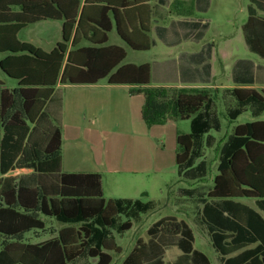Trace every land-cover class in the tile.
I'll return each mask as SVG.
<instances>
[{"label": "trees", "instance_id": "16d2710c", "mask_svg": "<svg viewBox=\"0 0 264 264\" xmlns=\"http://www.w3.org/2000/svg\"><path fill=\"white\" fill-rule=\"evenodd\" d=\"M151 11L148 0H0V71L17 83L8 89L0 82V242L2 236L44 229L38 214L70 223L99 217L109 227L122 211L103 197L100 174L61 170L64 86L100 81L131 86V95L143 97L140 116L147 127L190 120L210 104L207 89L153 87L148 63H124V46L150 50ZM258 12L264 14V0H250L242 30L250 51L264 59V16ZM194 14V0H173L168 7L169 16ZM43 21L62 23L61 41L51 51L18 41L23 29ZM112 31L122 45L108 43ZM231 94L241 104L264 103V89L237 88ZM207 131L205 121L193 119L190 134L177 133L179 171L191 164L195 145ZM234 136L244 143L226 156L225 164L220 159L201 220L223 258L257 245L223 264H264V120L236 126ZM22 170L28 172L13 174ZM241 201H254L257 210ZM90 235L81 224L64 227L36 244L7 240L0 248V264H70L86 249L96 264H110L109 252L120 254V247L109 239L101 241V250L88 247ZM147 236L149 244L139 240L125 264H162L164 248L172 246L181 253L167 264H211L193 248L194 236L184 220L164 217ZM249 254L253 256L248 259Z\"/></svg>", "mask_w": 264, "mask_h": 264}, {"label": "crops", "instance_id": "0c3cea01", "mask_svg": "<svg viewBox=\"0 0 264 264\" xmlns=\"http://www.w3.org/2000/svg\"><path fill=\"white\" fill-rule=\"evenodd\" d=\"M172 1L148 0V5L152 10L150 29L151 48L144 53L152 51L154 47L152 35L157 34L162 54L160 53L158 55L159 58L155 59L152 63L145 61L137 64H126L140 65L148 63L150 65V85L153 87H163L171 90L214 89L216 92L227 88L221 83L226 74L223 73L220 76H216V71L212 64L214 50L217 48L220 57L225 60L227 49L200 42L203 37H201L202 32L198 30L199 28H181L180 22H175L172 19L183 17L168 15V7ZM196 6L197 0H194L195 12ZM43 22H54L57 27L56 29L61 31V22ZM40 23L42 22L30 25L21 32ZM166 23L170 25L164 26ZM171 24L173 25L171 26ZM58 42L60 41L54 42L50 51ZM112 45L121 44L113 43ZM232 70L230 80L233 84L230 87L232 90L237 88L264 89L263 66L255 65L251 62L248 63L247 61H237ZM253 74H255L254 78ZM0 82L4 85L3 81L0 80ZM132 88L125 85H108L105 81H100L94 85H66L63 87L62 94V142L60 147L62 172L100 174L103 197L106 200L115 201L118 203L119 208L121 207L123 211L129 212L127 213V220L136 211L138 212L137 215L140 212L143 214V212L147 211L146 202L137 198L138 196L146 198V191L140 188L133 190L134 187L142 181L144 183L146 179L149 181L151 176H160L168 170L173 171L177 169L175 165L176 135L178 132L182 134L191 133V126L187 133L179 131L178 124L176 125L177 121H168L164 125L147 127L140 116L143 97L141 95H131L129 92ZM223 94H225V91ZM226 94H229V91ZM205 110L203 109L197 117L191 118L188 121L192 122L193 119L197 122L204 121L203 112ZM236 115L237 112L230 115L229 121H235ZM209 119L216 121L213 112L212 114L210 113ZM243 124L249 123L232 125V127H229L230 133L227 132L224 137L218 140L211 135L212 130H221V125L218 124L214 125L215 128L210 129V132L207 131L202 135V138L205 140L210 139V146H212L213 142L216 143L217 141L219 142L218 145L226 146L223 164L226 162V156L242 147L244 140L236 138L234 130L236 126ZM158 143L162 144V147ZM168 144L169 148L166 150ZM131 146L132 150L130 149ZM218 165L216 172L210 173L211 187L205 194L201 192V189H203L202 183L200 186L198 184L192 186L188 184L187 187L178 189L180 197H176L175 205L180 215H184L185 209L193 205L197 210L199 209L201 220V210L205 202H208L207 194L212 189L213 178L218 173ZM16 172L20 174L27 173L28 171L22 170ZM106 174L110 176L108 183L105 180ZM123 183L127 184L128 188H119ZM106 184L110 187H106ZM119 191H124L125 194L117 193ZM131 191L133 192L129 193ZM241 202L257 210L254 201ZM182 204H186L187 207L184 208ZM126 224H129L131 228L130 221H125L124 225ZM256 246V244L250 245L228 255L225 259L249 253ZM180 253L179 250V254L174 257L173 261ZM163 254H165V251ZM252 256V254H249L246 258L249 259ZM127 258L123 264L126 263Z\"/></svg>", "mask_w": 264, "mask_h": 264}, {"label": "rangeland", "instance_id": "374dc122", "mask_svg": "<svg viewBox=\"0 0 264 264\" xmlns=\"http://www.w3.org/2000/svg\"><path fill=\"white\" fill-rule=\"evenodd\" d=\"M250 0H197L196 12L193 17L189 18H173L175 22H180L181 28L196 27L202 32L201 37L203 39L200 42L208 43L210 46H218L222 49H227V57L224 60L220 57L217 48L214 50V65L216 76H220L223 73L226 74L223 77L222 85L227 87L220 89L217 92L214 89L208 90L210 92V104L203 112L204 121L210 129H214V125H221V130H212L211 135L220 139L230 133L232 125L241 123H250L251 121L264 120V103H258L249 101L246 103H239L232 96L231 91V74L232 68L237 61H247L252 64H257L264 67V59L257 54L250 51L249 46L246 43V39L242 30V26L247 18V6ZM260 16L264 14L258 12ZM166 23L164 26H169ZM173 24H171L172 26ZM178 25V24H177ZM163 26V25H162ZM54 22H42L38 25L26 29L24 32H20L17 39L18 41H26L34 47L40 48L45 52H49L54 45V42L61 41V31L56 29ZM157 34L152 35L153 49L149 53L136 52L124 46L126 51V58L124 63H152L155 59L159 58V54H162L160 41ZM118 43L120 40L112 31L109 34V44ZM225 53V52H224ZM3 55H0V59ZM225 68V69H224ZM225 70V72H223ZM253 78L255 74L252 75ZM0 80L4 82V85L8 89L16 87L15 80L8 78L0 71ZM255 85V84H249ZM236 87V85H235ZM255 87V86H254ZM253 87V88H254ZM225 91V94L223 92ZM229 91V94L226 92ZM260 92L259 89H256ZM216 119L212 121L209 119L210 113ZM237 112L235 121H229L230 115ZM174 122V121H171ZM218 122V123H216ZM191 121H177L179 131L187 133L191 125ZM176 127V126H175ZM213 142L210 146V139L205 140L201 138L195 145V154L191 164L185 171H179L175 169L173 171L168 170L160 176L152 177L143 181L134 187L133 190L138 188L146 191V198L138 196L137 198L143 202H146L147 211L140 212L139 215L136 211L133 216L127 220V211H121L117 214L109 227H104L99 217H95L91 220L80 221L75 220L73 223L65 221L63 218H47L39 215V219L44 222V229L42 230H29L27 232L15 235V236H2L0 242V248L2 243L19 242L26 244H36L53 238L57 232L64 227H78L79 225L89 228L91 235L88 240V247H94L101 250V241L103 239H109L115 242L120 247V254L109 252L112 256L110 264H123L125 259L131 254L134 248L137 246L139 240L145 245L150 242V237L147 236L146 230H148L153 223L161 220L167 216L176 217L178 220L183 219L187 222L188 226L194 234V248L204 253L210 260L211 264H223V257L218 254L214 248L210 236L206 231L204 225L200 220L199 209L191 205L190 208L185 209V214L180 215L177 206L175 205L176 197H180L179 188L187 187L202 183L201 192L204 194L211 187L210 173L216 172V167L221 159L224 161V155L226 146L223 147ZM160 145V143H158ZM176 146V144H175ZM162 147V144L160 145ZM169 148L167 145L166 150ZM132 150V146L130 147ZM165 150V151H166ZM168 156V155H166ZM172 159V158H171ZM14 175L17 172L13 173ZM106 181L110 176L105 175ZM106 187H110L106 184ZM128 188L127 184H121L119 188ZM128 192V191H127ZM133 191L129 192L132 193ZM117 193L125 194L124 191ZM208 202L210 200L208 199ZM184 208L186 204H182ZM145 213V214H144ZM125 221H130L131 228L129 230H122L121 226ZM157 242V241H156ZM165 254L161 256L162 264L172 262L174 257L179 254V249L176 246L164 248ZM97 259H91L87 255V249L80 255V257L70 264H96Z\"/></svg>", "mask_w": 264, "mask_h": 264}]
</instances>
